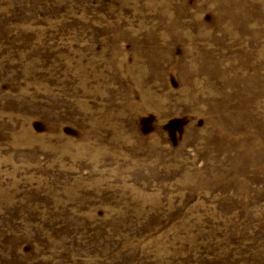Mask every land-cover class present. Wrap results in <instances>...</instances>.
<instances>
[{"label": "rangeland", "instance_id": "obj_1", "mask_svg": "<svg viewBox=\"0 0 264 264\" xmlns=\"http://www.w3.org/2000/svg\"><path fill=\"white\" fill-rule=\"evenodd\" d=\"M0 264H264V0H0Z\"/></svg>", "mask_w": 264, "mask_h": 264}]
</instances>
